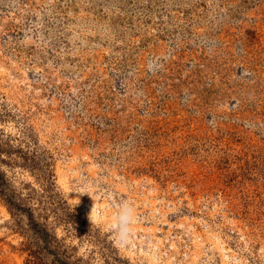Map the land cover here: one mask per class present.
I'll return each instance as SVG.
<instances>
[{"label": "rangeland", "instance_id": "obj_1", "mask_svg": "<svg viewBox=\"0 0 264 264\" xmlns=\"http://www.w3.org/2000/svg\"><path fill=\"white\" fill-rule=\"evenodd\" d=\"M0 159V264H264V0H0Z\"/></svg>", "mask_w": 264, "mask_h": 264}, {"label": "clouds", "instance_id": "obj_2", "mask_svg": "<svg viewBox=\"0 0 264 264\" xmlns=\"http://www.w3.org/2000/svg\"><path fill=\"white\" fill-rule=\"evenodd\" d=\"M79 193H87L92 195L88 190L81 191ZM93 197V196H92ZM89 219L93 223H101L104 220V209L96 207L95 203L89 214ZM136 223V217L134 214V207L125 202L118 208L116 214L113 217L111 228L116 233V240L118 243H127L129 235L133 232L132 226Z\"/></svg>", "mask_w": 264, "mask_h": 264}, {"label": "trees", "instance_id": "obj_3", "mask_svg": "<svg viewBox=\"0 0 264 264\" xmlns=\"http://www.w3.org/2000/svg\"><path fill=\"white\" fill-rule=\"evenodd\" d=\"M0 161L2 162L3 160L0 159ZM7 182L8 181L5 178V174L0 171V186L2 187V185H5L7 187V184H6ZM2 191H3V188H1L0 192L1 193H4V191L3 192ZM3 195L5 196V198H7V202L9 204H12L13 203V200H12L13 199V196H14L13 192L10 191V194L9 195L8 194H3Z\"/></svg>", "mask_w": 264, "mask_h": 264}]
</instances>
